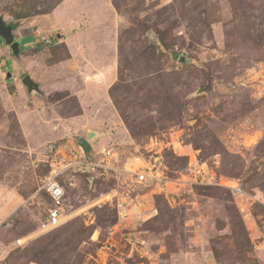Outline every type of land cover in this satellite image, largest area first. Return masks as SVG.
<instances>
[{
    "label": "rangeland",
    "instance_id": "1",
    "mask_svg": "<svg viewBox=\"0 0 264 264\" xmlns=\"http://www.w3.org/2000/svg\"><path fill=\"white\" fill-rule=\"evenodd\" d=\"M0 16L21 48L0 39V170L26 196L0 264H264V0H0ZM48 177L64 211L42 228Z\"/></svg>",
    "mask_w": 264,
    "mask_h": 264
},
{
    "label": "built area",
    "instance_id": "2",
    "mask_svg": "<svg viewBox=\"0 0 264 264\" xmlns=\"http://www.w3.org/2000/svg\"><path fill=\"white\" fill-rule=\"evenodd\" d=\"M79 169L81 171H89L94 169L92 163H80ZM203 167H195V174H203ZM138 177L140 175L138 174ZM46 196L49 199V205L47 206V214L45 220L41 223L42 228H49L59 225L62 222L63 217V204L65 198L64 188L58 184L52 177H48L43 185Z\"/></svg>",
    "mask_w": 264,
    "mask_h": 264
},
{
    "label": "water",
    "instance_id": "3",
    "mask_svg": "<svg viewBox=\"0 0 264 264\" xmlns=\"http://www.w3.org/2000/svg\"><path fill=\"white\" fill-rule=\"evenodd\" d=\"M14 26L12 24L6 23L4 18L0 16V39H2V45L8 47L11 50L12 55L15 59H18L21 54V48L19 43L16 41L14 35ZM178 61L182 64L188 62V58L184 55L178 57ZM21 84L25 87L26 93L30 96L33 93H37L43 96L44 93L40 89V85L35 81L29 73H26L21 78ZM95 132L89 131L87 137H92Z\"/></svg>",
    "mask_w": 264,
    "mask_h": 264
},
{
    "label": "crops",
    "instance_id": "4",
    "mask_svg": "<svg viewBox=\"0 0 264 264\" xmlns=\"http://www.w3.org/2000/svg\"><path fill=\"white\" fill-rule=\"evenodd\" d=\"M106 76L108 78L107 74ZM18 120L20 122V119ZM20 127L24 135L25 130L22 123ZM25 198L26 196L23 195L18 190V186H16V184L10 185L8 182H6V172H3V170L1 169L0 170V222L6 219L7 217H9L16 210L20 209V207L24 205Z\"/></svg>",
    "mask_w": 264,
    "mask_h": 264
},
{
    "label": "trees",
    "instance_id": "5",
    "mask_svg": "<svg viewBox=\"0 0 264 264\" xmlns=\"http://www.w3.org/2000/svg\"><path fill=\"white\" fill-rule=\"evenodd\" d=\"M77 144L80 147L83 153H87L90 150V144L84 138H80L77 140ZM49 200V199H48Z\"/></svg>",
    "mask_w": 264,
    "mask_h": 264
},
{
    "label": "flooded vegetation",
    "instance_id": "6",
    "mask_svg": "<svg viewBox=\"0 0 264 264\" xmlns=\"http://www.w3.org/2000/svg\"><path fill=\"white\" fill-rule=\"evenodd\" d=\"M11 52V50H9ZM12 53V52H11Z\"/></svg>",
    "mask_w": 264,
    "mask_h": 264
}]
</instances>
